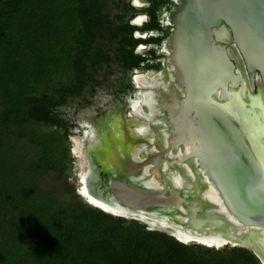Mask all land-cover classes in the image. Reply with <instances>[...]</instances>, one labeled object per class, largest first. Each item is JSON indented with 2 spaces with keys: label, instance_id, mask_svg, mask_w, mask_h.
Segmentation results:
<instances>
[{
  "label": "trees",
  "instance_id": "obj_1",
  "mask_svg": "<svg viewBox=\"0 0 264 264\" xmlns=\"http://www.w3.org/2000/svg\"><path fill=\"white\" fill-rule=\"evenodd\" d=\"M102 3L0 0V264H260L245 248L184 244L106 214L68 184L73 126L56 109L92 82L89 64L108 61L95 52L110 27ZM135 29L120 26L122 45L139 43Z\"/></svg>",
  "mask_w": 264,
  "mask_h": 264
},
{
  "label": "water",
  "instance_id": "obj_2",
  "mask_svg": "<svg viewBox=\"0 0 264 264\" xmlns=\"http://www.w3.org/2000/svg\"><path fill=\"white\" fill-rule=\"evenodd\" d=\"M178 2L168 16L172 29L164 45L168 53L165 67H169L172 83L168 93L161 92V106H169V111L164 108L162 113L168 117L172 142L164 149V136L155 138V151L134 150L133 165L126 168L122 167V159L128 161L130 155L125 152L118 157L109 141L92 138L85 154L89 157L91 145L97 147L94 151L99 156L92 163L97 162L98 170L91 165L90 169L102 178H96L97 187L89 193L83 183L86 173L82 172L78 193L88 205L106 214L142 221L148 230L190 244L180 236L181 228L176 227L191 228V223L176 217L191 219L189 212L187 215L178 207L190 210L193 201L187 199L183 190L172 186L168 172L178 171L184 177L179 164L196 157L227 216L237 225L226 215L208 216L201 208L195 213L196 218L211 228L218 222L226 223L223 234L237 244L232 247L250 250L264 264V0ZM186 145L190 147L189 155L179 161L168 158L170 151ZM87 160L91 163L90 158ZM165 163L168 167L161 171ZM149 164L153 165L145 175ZM151 177L158 186L144 183ZM94 190L104 196L102 203L129 214H147L156 222L114 215L91 204L83 192L89 197L87 194L92 195ZM203 205L205 210H216V205L209 202ZM167 217L175 220L170 221L173 227L158 222ZM238 228L261 231L247 240L238 234L230 235Z\"/></svg>",
  "mask_w": 264,
  "mask_h": 264
},
{
  "label": "rangeland",
  "instance_id": "obj_3",
  "mask_svg": "<svg viewBox=\"0 0 264 264\" xmlns=\"http://www.w3.org/2000/svg\"><path fill=\"white\" fill-rule=\"evenodd\" d=\"M134 1L102 0L104 13L109 16L111 26L103 33V37L96 42L95 52H100L104 57H108L109 62L103 63L98 68L89 69V73L94 76V80L87 85L83 94L79 97L68 98L64 106L56 109V113L73 126L70 129L68 140V152L72 165L71 170H68L66 173V179L68 184L74 189L75 195L84 203H86L85 200L78 192L81 190L79 175L86 169L85 153L87 143L92 138L99 137L98 140L103 139L109 141V146L114 151L117 142L116 124L119 126L123 122L119 117L121 114H125L124 117L126 118L132 109L131 107H133V100L128 95L123 94L117 98L116 75L123 77L124 73L118 62L120 50L122 49L120 39L113 37V30L115 26L118 27L121 25V21H117V17L124 16V21L131 17L132 12L126 6ZM138 1L140 3L144 2V0ZM124 120L128 121L129 119ZM137 122L142 123L141 121ZM30 127L42 133L54 131V128L43 124H30ZM128 129L131 132L134 126H128ZM142 145L136 146V151ZM126 220L131 221V219ZM138 222L146 225L142 221ZM190 244L196 243L192 242ZM225 248L231 249L234 247L224 246L213 249L222 251Z\"/></svg>",
  "mask_w": 264,
  "mask_h": 264
},
{
  "label": "flooded vegetation",
  "instance_id": "obj_4",
  "mask_svg": "<svg viewBox=\"0 0 264 264\" xmlns=\"http://www.w3.org/2000/svg\"><path fill=\"white\" fill-rule=\"evenodd\" d=\"M178 1L179 0H144L143 3L139 2L140 6L135 5L134 2L133 3L130 2L126 6V8H128V10L132 12L131 17L127 19L126 21H124L125 19L124 16L117 17V21H121V25L128 23L130 26H133L136 28L131 34V39L139 42L135 46H131V47L122 45L123 38L120 34H118L119 28L121 25H119L118 27L115 26L113 30L114 31L113 37L115 39L117 38L120 39L122 49L120 50L118 62L124 73L123 77H120V76L118 77L116 75V94L118 96L117 98H119V96L124 94V95H128L129 97H131V100H133V104H132L133 107H131L132 109L130 113L127 114L126 118L124 117L125 114H121L119 118L123 122L119 126L118 124H116V141H117L116 147H115L116 154L118 155V157L123 156L125 152L127 156L130 155L128 158L129 159L128 161L126 159H122L124 162L122 167L125 166L127 168L133 165V162H132L133 153H135L136 151V146L143 144L142 147H140L136 152H142V153L151 152L153 150L151 148L152 147L151 140H154L155 138L162 135L159 131V127L161 128V125L156 124L155 120H161L163 122H165V120L168 121V117L164 115L162 111H161V115L155 116L151 121H148V122L144 121L142 116L140 117L137 115H133L134 111H136L140 107L142 96L148 94L149 92L148 89L146 88L138 87L135 82V78L145 77L149 80L155 79L156 81H161L165 83L168 79H170L169 78V67L168 68L165 67V63L167 62L168 53L165 51L164 45L167 39L169 38L171 29H172L171 25L168 22V16L171 12L176 10L177 6L179 5ZM103 8H104V5L102 3L101 13L102 15L106 16L108 20V26H111L110 18L107 14L104 13ZM138 12L139 14H137ZM140 18L142 19V22L140 24H137L136 20ZM115 22H116V17H115ZM150 26H153V27L155 26L156 28L148 29ZM103 33L104 32H102V34L97 37L96 42L101 37H103L102 36ZM149 39H152L153 41L150 43H146V41ZM125 50H127L128 52L132 50V55L134 57H138V59L132 60L131 58L129 65H127V62L124 60V58L127 55L126 53H124ZM101 55L102 57H104L103 54ZM107 59L108 61L106 63L109 62L108 57ZM103 63L105 62L102 61L99 65H95V66L92 65V63L89 64L87 72L89 73V69L98 68ZM93 80H94V76L92 75V81ZM89 83H86L84 90ZM168 87L166 88V90H163L164 88H160V89H154L152 92L160 91L162 93H168L169 92ZM141 90L142 92H140ZM157 92H154L153 95L155 99L158 101V103L159 101L161 103L162 95ZM144 108L145 107H142L143 113L148 112L147 109L146 108L144 109ZM124 119H129V120L125 121ZM132 119H136V120H132ZM137 121H141L142 123L137 122ZM128 126H134V129L131 130L130 132V130L128 129ZM144 126L149 127V131L147 132V134H144L142 136H139L138 134H136V129H138L139 127H144ZM98 138L94 137V139H97V140ZM99 140H102V139H99ZM137 141H139L138 144H136ZM88 143L86 145L87 148H88V145L90 144ZM95 163L97 164V162ZM95 170H98L97 166ZM98 178L99 180H101L100 178H102V176L98 175ZM259 262L260 264H262L260 260Z\"/></svg>",
  "mask_w": 264,
  "mask_h": 264
},
{
  "label": "bare ground",
  "instance_id": "obj_5",
  "mask_svg": "<svg viewBox=\"0 0 264 264\" xmlns=\"http://www.w3.org/2000/svg\"><path fill=\"white\" fill-rule=\"evenodd\" d=\"M134 4L137 6H140V3L138 0L134 1ZM142 22V19H137L136 23L140 24ZM234 58L240 63V60L238 58V56H236L234 54ZM242 69V67H240ZM168 77V76H167ZM170 79H168L165 82H161V81H156L155 79H147L145 77H137L135 78V82L137 84L138 87L140 88H146L148 89V94L143 95L142 96V100H141V104L140 107L134 111L133 115H137V116H142L143 120L148 122L151 121L155 116H159L161 115V111H163V109L165 108V111L168 112V108L169 106H161V103L155 99L153 93L152 92L154 89H160V88H164L163 90H166V88L172 83V77L169 76ZM171 82V83H170ZM159 93L161 94V92L159 91ZM162 95V94H161ZM165 99H169L167 98V96L164 97ZM164 99V100H165ZM142 107H145L147 109L148 112L143 113ZM144 108V109H145ZM145 116H144V115ZM154 121V120H153ZM156 124H160L161 128L159 127V131L160 133L164 136V149L169 147V144L172 142L169 140V138H171V131L168 128L169 127V122L167 120H165V122L161 121V120H155ZM172 127V125H171ZM149 131V127L148 126H144V127H139L138 129H136V134H138L139 136H142L144 134H147V132ZM174 135H172L173 137ZM152 142V149L153 151H155L154 148V140H151ZM94 149L97 150V147L94 145H91L90 150H89V157L92 161L94 162L96 160V157L99 156L98 151H94ZM190 154V147L189 146H182V148L180 149H176L175 151H170L168 153V158H171L173 160H181L183 157H186L187 155ZM86 158V163L89 165L88 169H85V180L83 181L85 188H87V190L89 191V193H91L90 191H92V187H97V181L96 178H98V175L95 174V172H93L90 169V165L91 166H95V164H91L88 162V158ZM199 160L196 157H192V159H187L186 162H184L183 164H179V167L182 168L183 171H185V175L184 177H182L178 171L175 172H168V177L170 179V182L172 184V186L174 188H179L180 190H183L187 199L190 201H193V203H191V207L190 210H188V208L186 209V207L184 206H179V210H181V212L186 213L188 215H190V218L192 219H188L186 217H184L183 215H178L176 218L178 220H180L181 222H190L191 228H183V227H176L177 229L181 228V231H179L180 236L183 238V240H187L186 242H196L199 244H202L206 247L209 248H220V247H224L225 244L230 245V246H237L236 243L228 241L226 236L223 234L224 230L226 229V223L223 222H218L216 224H213V227L211 228L210 226L207 225H202L204 223H202L201 221H199L196 218V214L197 211L201 208V212H205V214H207L208 216L210 215H226V211L223 208V206L221 205L220 200L218 199L217 194L215 193V191L213 190V187L211 186V184L208 181L207 176L205 175V173L199 168ZM153 165V164H152ZM152 165H148L146 166L144 173L145 175L148 174V170L150 168V166ZM167 163L163 164L162 170H166L167 169ZM99 174V173H98ZM146 185H153V186H158L155 179L154 178H150V181H145L144 182ZM205 185L206 188H202L201 186ZM88 193V192H87ZM87 194L89 195L86 196V194H84L83 192V196H85L87 199L89 198V201L91 204L102 208L103 210L113 213L114 215H122L126 218H138V219H146V220H150L152 221V223H155V219H153L151 216H148L147 214H136V213H127L124 210H122L121 208H116L114 206H111L110 204H104L102 202L105 201L104 196L100 195L99 193L97 194V192L94 190L93 192V196L91 194ZM126 192H124L125 194ZM103 197V198H102ZM111 200V199H110ZM209 202L211 204L216 205V210L213 209H204V205L203 202ZM179 202V201H177ZM218 206L220 208H218ZM218 209V210H217ZM198 215V214H197ZM227 219L230 220V222H233L232 219L229 218V216L226 217ZM172 218L167 217L166 219H160L158 220V222L162 223L164 226L166 227H173V224L170 223L175 221V220H171ZM226 219V220H227ZM233 224H236L235 222H233ZM237 225V224H236ZM258 230L261 231L260 229H244L241 230V228H238L234 233L232 232L230 235L235 234V235H239L241 237H246L247 240L251 239V236H253V234L258 233ZM245 234V235H244ZM263 245H264V240H261Z\"/></svg>",
  "mask_w": 264,
  "mask_h": 264
}]
</instances>
